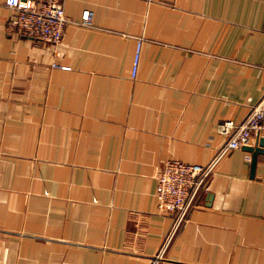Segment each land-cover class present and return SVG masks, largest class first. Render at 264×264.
Instances as JSON below:
<instances>
[{"label":"crops","instance_id":"crops-1","mask_svg":"<svg viewBox=\"0 0 264 264\" xmlns=\"http://www.w3.org/2000/svg\"><path fill=\"white\" fill-rule=\"evenodd\" d=\"M63 9L52 44L8 32L0 0V264H150L173 219L157 169L207 164L219 122L264 98V0ZM247 153L219 157L156 264H264V152L253 171Z\"/></svg>","mask_w":264,"mask_h":264},{"label":"built area","instance_id":"built-area-1","mask_svg":"<svg viewBox=\"0 0 264 264\" xmlns=\"http://www.w3.org/2000/svg\"><path fill=\"white\" fill-rule=\"evenodd\" d=\"M4 4L16 11L7 19L8 32L17 30L26 36L52 44L60 41L63 27L69 21L64 13L63 0H4ZM75 23L90 25L91 10H82L80 18ZM140 42L138 39L133 53L131 76L137 71ZM217 130L226 137V141L207 164L167 158L157 169L154 192L157 208L161 212L171 213L173 219L150 264H156L162 259L171 236L185 220L189 209L195 205L198 193L206 184L219 157L229 150L250 145L254 139L258 141L259 137L264 136V98L253 105L241 121L222 120ZM246 157L250 159V153H247Z\"/></svg>","mask_w":264,"mask_h":264},{"label":"water","instance_id":"water-1","mask_svg":"<svg viewBox=\"0 0 264 264\" xmlns=\"http://www.w3.org/2000/svg\"><path fill=\"white\" fill-rule=\"evenodd\" d=\"M243 148L249 152H251L252 156H251V168L252 171L255 168L256 165V158H257V154L259 152H264V137H261L258 141V144L256 145H245L243 146Z\"/></svg>","mask_w":264,"mask_h":264}]
</instances>
